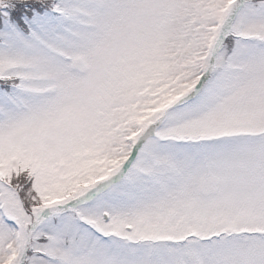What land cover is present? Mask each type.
<instances>
[{"label": "snow or ice", "instance_id": "obj_1", "mask_svg": "<svg viewBox=\"0 0 264 264\" xmlns=\"http://www.w3.org/2000/svg\"><path fill=\"white\" fill-rule=\"evenodd\" d=\"M0 264H264V0H0Z\"/></svg>", "mask_w": 264, "mask_h": 264}]
</instances>
